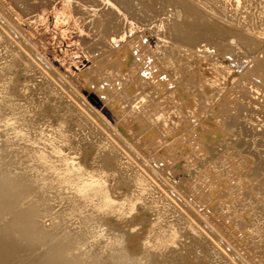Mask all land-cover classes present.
Here are the masks:
<instances>
[{
	"label": "rangeland",
	"instance_id": "1",
	"mask_svg": "<svg viewBox=\"0 0 264 264\" xmlns=\"http://www.w3.org/2000/svg\"><path fill=\"white\" fill-rule=\"evenodd\" d=\"M36 1L38 0H30V3H36ZM144 1L151 7L155 20H151V23L148 24H140V26L120 9L124 24L120 30L107 31L106 34L100 29H96L95 26L91 28L87 24L85 15L81 13L82 3L78 0H51L49 3L41 1L38 6L27 9L30 11L26 12L25 10V13L16 7L14 0H0V24L34 55L35 59L41 63L39 65H42L60 83L64 91L88 107L91 115L101 121L103 130L112 139V143L129 152L135 162L133 164L140 172L144 173L145 171L146 175L151 174V177H154L155 184L152 178L145 175L148 181L152 180L153 184L157 186V192L161 191L165 192L166 196L170 195L167 197L168 199H171V195L174 196L175 200L171 201L173 205L178 206V208L173 207L176 208L179 215L185 205L184 209H192L190 213H187L189 210L184 212V209L181 212V214H185L182 215L184 218H190L188 222L192 220L191 223L194 225L200 218L197 221L199 224H197L203 237L207 235L204 238L208 239L209 237L210 239L207 241H213L212 245L215 243L220 248L219 251L216 249L218 251L215 254L216 257L214 254L211 255L213 260L211 257L205 259V264H214L216 261L214 259H217L221 250L225 255L229 253L226 256L230 257L231 261H238L241 259V255L244 253L248 255L250 249L254 250V239L252 241L249 237L250 234H253V228L256 227L258 233L257 229L262 227L261 234H264V226L260 225H264V146L259 142L258 144L256 142L253 148L252 146L250 148L247 146V148L245 144H241L243 140L247 144L251 140L253 132L258 134V138H264L262 137L264 133H261L264 131V111L261 108L259 110V107L256 106H260V102L264 100V98L260 99L262 97L260 92L264 93V59H261V57L264 58V54H262L264 53V46H262L264 45V37H262L264 30L260 25L257 26L261 30L257 26L249 28L246 24L243 26L241 21L231 20L235 27L238 24L237 31L234 30L238 39L234 37L231 39V35L223 31L224 29L228 31L229 26H224L225 28L222 29L221 25L220 32L222 33H220L215 30H220L218 28L220 25L214 21L215 27H212L213 19L209 17L211 20H208V15L202 13L199 8L198 13L201 12L200 15L204 17H196L201 18V20L198 19L200 22L198 28L202 30L207 28L211 34L197 35L191 44H177L170 37V28L165 27V24L167 26L170 24L171 18L176 15L177 11L161 0ZM195 1H198L197 3L202 8H207L203 6L205 5L203 0H201L203 5L200 0H194V3ZM258 1L262 6L258 5L255 0L256 5L252 1L251 9L264 16V8L259 9V6L260 8L264 7V0ZM241 2L243 3V0ZM242 3L241 7L245 5ZM252 4L255 7H252ZM241 9L239 16L248 15L251 17L249 16L251 10L249 12V9H246L247 13L244 7ZM256 12H254L255 19ZM232 19L235 20V18ZM228 21L231 23L230 20ZM211 23L212 25H209ZM239 29L240 32H238ZM246 29L249 31L246 32ZM250 29L253 33L250 32ZM255 33L257 38H255L256 35H253ZM258 49L262 52L259 53ZM123 50H127L128 54L125 56L114 55L115 51L122 52ZM174 50L177 52L175 53ZM165 51L166 55L170 53L168 54L170 58H164L166 57ZM173 54L175 55L173 56ZM245 83H248L249 86ZM180 86H188V88H186L187 90L184 88L183 93ZM192 87L197 93V103H190L189 106L182 105V98H185L190 90L189 94L192 93V89H190ZM236 90L239 95H236ZM91 96L101 100L98 99V103H94ZM238 100H241L242 103ZM234 102H236L235 107H233ZM246 104L250 109L246 108ZM191 105L192 107H190ZM228 107L230 110L226 111ZM234 117L237 122H241V125L235 124L234 126L232 120ZM250 117L251 119H249ZM227 120L232 123L229 125ZM244 131L247 133L246 135ZM206 133L210 135V138ZM146 134L151 135V139H149L150 142L148 141L150 144H146L144 147L139 140ZM194 134L197 137L200 136L201 139L211 141L210 150L198 148V141L201 139L196 138ZM193 139L195 140L193 141ZM240 139L241 142L238 141ZM195 143L198 145L196 146ZM150 145L152 146L150 147ZM221 152L225 153V156ZM207 154L209 155L207 156ZM206 157L209 159L207 160ZM232 165H235L237 170ZM186 168L189 169V173L192 172L189 174L190 178L188 175L190 181L184 178ZM221 172H225V175L228 173L234 175H231L230 179H224L223 177L226 176ZM218 173L224 176H219ZM223 179L228 184L223 182ZM250 181H252L251 184H249ZM156 191L153 195H156ZM159 192L157 194L161 195L162 193ZM177 194L178 199L176 200ZM179 196L183 198L184 202L190 201L192 205L186 203L182 205L183 201L181 198L179 200ZM145 213L143 214L144 218L147 215L150 217L147 212ZM206 228L207 230H203ZM215 228L217 233L216 230H213ZM247 230H250L251 233ZM243 232L248 236H245ZM186 237L182 239V245L179 246L182 252L189 247L191 235L188 234ZM243 237L244 240H242ZM246 239L248 242L251 241V244L246 242ZM215 245L213 249H215ZM237 250L241 251L238 259ZM214 252L216 253V251ZM202 260L204 261V259ZM250 260L256 264V259L250 258ZM226 261L229 262L228 259Z\"/></svg>",
	"mask_w": 264,
	"mask_h": 264
},
{
	"label": "bare ground",
	"instance_id": "2",
	"mask_svg": "<svg viewBox=\"0 0 264 264\" xmlns=\"http://www.w3.org/2000/svg\"><path fill=\"white\" fill-rule=\"evenodd\" d=\"M41 1L49 3L51 0H38L32 4L30 0H14V3L22 12L25 10L28 12L30 10L27 11V9L32 6H38ZM78 1L82 3L81 13L85 15L87 24L91 28L95 26L96 29H100L105 34L107 31L116 32L120 30L124 24L121 12L139 25L151 23V20L155 18L151 7L144 0ZM161 1L177 11L176 15L171 18L170 24L168 26L165 24V27L170 28L171 39L177 44H191L197 35L203 33L211 34L207 28L205 30L198 28L201 18L196 17H204L200 15V11L198 13L199 8L202 13L208 15V18L211 17L213 19V25L212 23L209 24L212 27H215L214 21L220 25L218 28L221 25L222 29L225 28L224 26H229L230 32L225 29L223 31L229 33L232 37L231 39L233 37L238 39L234 31H237L238 24L235 27L232 24L233 21H241L244 24L243 26L246 24L249 28L260 25L262 30H264V16L260 12L258 13L251 9L250 4L255 3V0H243V3L241 2L242 0H203L202 2L205 5L200 0V3L207 7L206 9L202 8L197 3L198 1L194 3V0H189V2H187L188 0ZM241 3L245 5L241 7ZM256 3L261 5L258 0ZM243 7L245 8L244 10L249 9V12L251 10L252 15H250L251 13L249 14L251 17H248V15L239 16V11ZM252 7L255 6L252 4ZM262 8L264 7L260 8L259 6V9L262 10ZM120 9L121 12H119ZM254 12L257 13L258 19L257 17L255 19ZM232 18H235V20ZM208 20L211 19L209 18ZM228 20L233 21L230 23ZM240 29L238 32H240ZM215 30L220 32L221 28L220 30ZM246 30V32L249 31L248 29ZM250 32H252L251 29ZM225 33L223 32V34ZM239 35L241 37V34ZM253 35H256L255 38H257L256 33ZM245 40L244 42H246ZM174 51L175 53L177 52L176 50ZM115 52V56L128 54L127 50ZM168 54L166 55L165 51L166 57L164 58H168ZM261 59L264 58L261 57ZM39 64L41 63L35 59L34 55L5 28H2L0 24V264H205V259L210 258L213 254L215 256L220 248L215 243L212 245L213 241L208 242L207 240L210 238H204L207 236L206 234L203 237L197 222L200 218L195 222V224L198 223V226L193 225L191 223L192 220L189 221L191 224L188 222L190 218L187 213H190L192 209L185 208V211L184 207L186 206H182V211L183 209L184 212L189 210L186 213L189 219L183 217L185 214H181L182 211L180 216L176 210L178 206L173 205L171 201L175 200L174 196L171 195V199H168L167 197L170 195L166 196L167 194L161 191L158 192L163 195H158L157 186L154 185L156 181L149 174L150 171L148 172L150 176L146 175L147 172L145 171L144 173L140 172L133 164L135 162L129 152L112 143V139L104 132L101 121L91 115L92 113L88 107L64 91L60 83ZM248 83L245 84L248 85ZM184 88L186 89L188 86H180V90L183 93ZM190 89H192V93L189 94L191 90L189 93L186 91L187 96L182 98V105L189 106L190 103H197L196 90L193 87ZM237 90L236 95H239ZM260 94L262 96L260 99L264 98V95H262L264 93L260 92ZM91 99L94 103H98V99L101 100L94 96H91ZM240 101L238 100V102ZM236 102H234L233 107H235ZM249 102L247 103L248 105ZM248 105L246 108L250 109ZM256 106L257 108L259 107V110L261 108L264 111V100L260 102L261 107ZM229 110L228 107L226 111ZM232 120L234 126L235 124L237 126L241 125V122H237L235 117ZM228 123L230 125L232 122L228 121ZM261 133H264V131ZM194 135L196 138L201 139L200 136ZM251 135V140L249 142L246 140L247 144L244 143V140H241L243 137L238 141H242L241 144H245L249 148L250 146L253 148L256 142L264 146V140H262L264 138H258V134L254 132ZM208 136L210 138L209 134ZM149 139H151V135L146 134L139 141L145 147L146 144H150H148V141L150 142ZM206 140L201 139V141H198V148L210 150L211 141ZM206 158L207 160L209 159L208 157ZM235 168L237 170V167ZM189 172V169L187 170L186 168L184 178L188 179V175L192 173ZM222 173L225 175V172ZM145 175L152 178L154 184L150 178L151 182L148 181ZM224 175L219 174L222 177ZM231 175L232 173H228L223 178L230 179ZM223 182H226V180ZM251 183L252 181L249 184ZM154 191L157 192L155 193L156 195H153ZM174 195L176 196L175 193ZM180 198L179 196V200ZM253 198L252 201L254 200ZM181 199L183 201V198ZM187 202L183 201L182 205L185 203L192 205L190 201ZM176 203L180 204L177 201ZM173 206H176V208ZM145 212L150 217L147 215L148 217L145 216L144 218L143 214ZM199 222L201 223V221ZM258 224L260 223L258 222ZM245 228L247 229V227ZM248 228L250 229V227ZM255 228H253V234L249 235L252 241L254 239V250L250 249L248 255L245 253L241 255L239 253L241 251L237 250V254L241 255V257L236 255L237 259L241 258L238 259L240 263L236 258V261H231L230 257L226 256L229 253L225 255L224 252H221L222 250L219 252L220 255L223 253L225 255L222 254L223 257L227 258L224 259L222 255L220 258L219 255L217 259H214L216 261L215 263L213 261V263L235 264L236 262V264H253L250 258H254L256 259V264H264V234H261L262 227L257 229L259 230L258 233ZM203 230H207V228ZM203 230L202 232H205ZM213 230H216V228ZM188 234L191 235L189 247L185 250V247L182 246L184 247L183 251L185 250L182 252L179 246L182 245V239ZM245 236L248 235L245 234ZM242 240H244V237ZM246 242H248L247 239ZM248 243L251 244V241ZM176 245L178 246L177 249ZM214 245L215 249H213ZM250 246L252 247V245ZM171 248L173 249L170 250ZM227 259L229 262L226 261Z\"/></svg>",
	"mask_w": 264,
	"mask_h": 264
}]
</instances>
